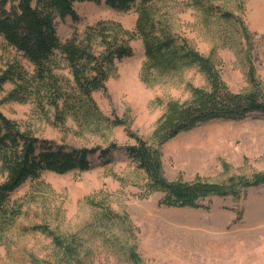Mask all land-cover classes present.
<instances>
[{
	"label": "rangeland",
	"instance_id": "1",
	"mask_svg": "<svg viewBox=\"0 0 264 264\" xmlns=\"http://www.w3.org/2000/svg\"><path fill=\"white\" fill-rule=\"evenodd\" d=\"M203 11L191 0H156L159 19L169 31L214 62L233 92L264 99V0H207ZM79 20L57 25L60 39L98 21L134 27L136 12L103 3H75ZM228 14L222 16V13ZM133 54L116 62L105 90L92 96L101 113L117 125H86L33 101H3L13 88H0V111L21 130L68 148L117 149L91 158L84 171H45L9 194L20 213L0 232V264H264V184L245 189L238 198L213 196L205 208L167 207L163 193L150 191L144 171L128 156L135 144L130 134L151 145L153 131L170 100L184 102L191 87L208 89L195 65L146 78L139 38ZM12 62L27 71L32 65L0 38V72ZM253 69V79L248 71ZM59 73L67 78V69ZM168 181L224 183L231 177L264 173V113L242 120H214L182 132L158 147ZM5 174L0 168V182ZM54 236L75 245L63 253Z\"/></svg>",
	"mask_w": 264,
	"mask_h": 264
},
{
	"label": "trees",
	"instance_id": "2",
	"mask_svg": "<svg viewBox=\"0 0 264 264\" xmlns=\"http://www.w3.org/2000/svg\"><path fill=\"white\" fill-rule=\"evenodd\" d=\"M156 0H0V38L21 58L32 65L27 71L18 62L10 63L0 72V88L12 82L13 88L3 101H33L39 109L51 107L55 118L63 121L64 114L86 125H117L99 110L93 92L105 90L116 62L130 57V41L139 38L145 60L146 78L153 73L165 75L184 67L197 66L206 76L209 88L191 87V97L184 102L170 100L159 119L151 145L130 134L134 145L127 146L128 156L141 168L148 179V189L163 193L160 203L167 207L205 208L203 201L213 196L231 195L238 198L245 189L264 184V173L252 178L231 177L224 183L202 181H168L162 170L158 147L201 124L214 120L238 121L253 112L264 113V99L255 93L231 91L222 81L212 59L192 48L185 39L172 34L159 19ZM207 0H191L204 12ZM96 5L127 12L134 8L136 19L132 30L119 22L98 21L78 33L76 30L62 40L57 25L66 18L79 20L75 3ZM222 16L228 14L222 13ZM67 69L70 78L59 71ZM253 69L248 71L253 79ZM107 147L68 148L23 131L0 111V168L5 179L0 182V232L8 230L20 213L9 194L30 178L45 171L64 174L84 171L91 167V158L107 157L117 149ZM55 245L66 255L75 253V245L54 236Z\"/></svg>",
	"mask_w": 264,
	"mask_h": 264
}]
</instances>
